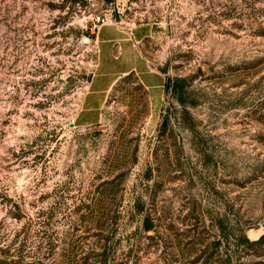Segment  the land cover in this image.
<instances>
[{
    "label": "rangeland",
    "instance_id": "obj_1",
    "mask_svg": "<svg viewBox=\"0 0 264 264\" xmlns=\"http://www.w3.org/2000/svg\"><path fill=\"white\" fill-rule=\"evenodd\" d=\"M97 14L163 91L84 126ZM0 264H264V0H0Z\"/></svg>",
    "mask_w": 264,
    "mask_h": 264
},
{
    "label": "crops",
    "instance_id": "obj_2",
    "mask_svg": "<svg viewBox=\"0 0 264 264\" xmlns=\"http://www.w3.org/2000/svg\"><path fill=\"white\" fill-rule=\"evenodd\" d=\"M97 67L91 73L77 122L88 126L98 122L99 111L107 94L122 77L131 74L156 106L163 91V77L153 71L140 52L138 32L131 26H101L96 35Z\"/></svg>",
    "mask_w": 264,
    "mask_h": 264
},
{
    "label": "built area",
    "instance_id": "obj_3",
    "mask_svg": "<svg viewBox=\"0 0 264 264\" xmlns=\"http://www.w3.org/2000/svg\"><path fill=\"white\" fill-rule=\"evenodd\" d=\"M110 23L105 15L97 14L90 16L89 24L83 27V33L78 39V44L85 47L89 52L97 54L96 35L98 29Z\"/></svg>",
    "mask_w": 264,
    "mask_h": 264
},
{
    "label": "trees",
    "instance_id": "obj_4",
    "mask_svg": "<svg viewBox=\"0 0 264 264\" xmlns=\"http://www.w3.org/2000/svg\"><path fill=\"white\" fill-rule=\"evenodd\" d=\"M128 75H131V74H128ZM127 76V75H126ZM147 230V229H146Z\"/></svg>",
    "mask_w": 264,
    "mask_h": 264
}]
</instances>
